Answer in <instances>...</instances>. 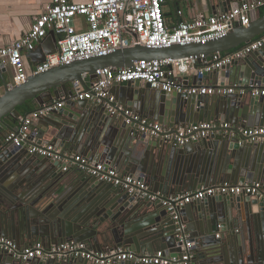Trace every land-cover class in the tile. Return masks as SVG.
I'll return each mask as SVG.
<instances>
[{
	"label": "water",
	"instance_id": "obj_1",
	"mask_svg": "<svg viewBox=\"0 0 264 264\" xmlns=\"http://www.w3.org/2000/svg\"><path fill=\"white\" fill-rule=\"evenodd\" d=\"M249 0H206L209 15L228 11ZM136 38L135 33L126 28ZM264 33V15H255L248 26L234 23L222 38L206 43L150 48L135 45L105 56H94L29 75L11 85L7 70H0V237L19 246L40 242L49 247L66 240L86 243L94 251L125 247L138 254L162 251L177 255L185 241L192 253L190 264H264V199L252 196H214L193 201L180 210L182 231L160 200L132 195L95 177H80L63 163L31 154L7 141L10 127L23 115L17 107L33 99L38 106L65 99L62 108L40 116L30 126V140L53 143L103 163L123 175L141 178L151 192L174 196L202 186L261 182L264 185V143L239 145L223 135L210 136L183 147L156 140L131 125L114 122L113 116L93 100L75 98L72 82L85 91L95 72L105 67H131L140 60L228 54ZM50 31L28 56L29 63L44 62L56 52ZM217 79L215 85L264 88V48L233 59L220 69L196 77ZM183 83L189 85L187 77ZM118 104L164 125L188 126L225 121L234 127L264 126V95H205L166 93L140 81L116 83ZM2 91V92H1ZM29 141V140H28ZM28 143V142H27ZM85 178V180H83ZM81 181V182H80ZM82 181H84L82 183ZM62 182H70L64 193ZM80 182V183H79ZM61 183V184H60ZM76 184L78 186L76 187ZM74 186V187H73ZM237 232H235V230ZM230 230V234H229ZM180 235H186L180 240ZM19 264H90L77 259L64 262L31 259ZM0 264H17L0 253ZM113 264H138L117 262Z\"/></svg>",
	"mask_w": 264,
	"mask_h": 264
},
{
	"label": "built area",
	"instance_id": "obj_2",
	"mask_svg": "<svg viewBox=\"0 0 264 264\" xmlns=\"http://www.w3.org/2000/svg\"><path fill=\"white\" fill-rule=\"evenodd\" d=\"M165 1L86 0L75 2L48 0V5L42 15L33 21L23 36L7 46L0 47V70L9 68L11 85H20L31 74L42 73L53 67L70 64L77 60L105 56L118 49L137 44L150 48L169 47L173 44H203L224 37L234 23L248 26L252 19L251 14L256 12L257 7L264 4V0L250 1L239 4L226 12L220 11L212 15L197 14L190 19L181 20L169 28L163 18L162 6ZM126 28L132 30L136 38L125 31ZM50 31L56 36V52L46 55L44 62L31 65L28 60L29 54ZM262 48H264V33L228 54L213 53L208 58L200 55V64L196 62V57L191 56L182 59L140 60L134 62L131 67L98 69L95 72L96 79L91 81L90 90L85 91L78 81L72 82L71 88L76 99L93 100L95 103L103 105L112 116H121L126 124L131 125L139 133L179 147L215 135H223L241 146L258 142L264 143V126L240 128L220 120L188 126H167L126 109L115 102L114 97L109 93V87L114 82L140 80L149 84L150 88L166 93L263 96L264 88L258 86L186 85L182 79L183 75L188 73H193L198 77L203 76L220 69L233 59L243 58ZM64 104L65 99L62 98L51 104L38 106L21 116L18 120L17 130L8 132L7 141L16 146L26 142L27 151L31 154L62 162L65 168L75 166L85 174L120 187L132 195L146 197L149 200H160L175 221L176 231H182L185 228L179 210L193 201L228 195L264 199V185L261 182L202 186L184 194L162 196L159 193L151 192L139 177L123 175L103 163L89 161L82 154L63 151L53 143H37L35 138L30 140V124L40 116L62 108ZM184 237L186 235H180V240ZM189 248V243L184 241L180 247L181 251L174 256H168L162 251L141 255L125 247L94 251L89 249L86 243L75 240L51 244L49 247L43 246L40 242L21 247L11 239L0 238V252L9 254L20 261L37 258L43 261L63 262L82 259L90 264L117 262L190 264L192 253Z\"/></svg>",
	"mask_w": 264,
	"mask_h": 264
},
{
	"label": "crops",
	"instance_id": "obj_3",
	"mask_svg": "<svg viewBox=\"0 0 264 264\" xmlns=\"http://www.w3.org/2000/svg\"><path fill=\"white\" fill-rule=\"evenodd\" d=\"M71 1L81 2L86 0H71ZM250 1L253 2L257 0H249V2ZM47 5H48V0H0V47L7 46L11 44L13 41L23 36L27 32L29 26L33 23V21L42 15ZM162 11H163L164 22L169 28L175 26L181 20L190 19L196 16L197 14H204V15L209 14L207 11L206 0H166L162 6ZM217 12H220L218 8H217ZM255 15L256 12H253L251 14V17L253 18L255 17ZM6 73H7L6 74L7 77H9L11 81V72L9 68H7ZM184 77H187L189 85H195L192 84V81L193 82L195 81V83H197L198 78H196L197 76L193 73L184 74L182 79ZM216 80L217 79L214 78L212 79L204 78L202 80V84H212ZM86 81L88 84L91 83L89 77H86ZM118 91L119 89L116 86L111 85L109 87V93L114 97L115 102L118 101V97H116ZM205 96L210 101L212 97H214L215 95H205ZM246 96L249 97V95ZM9 119L10 118H6V122H9ZM149 119L153 120L152 118ZM113 121L125 123L122 120L121 116L119 115L113 116ZM168 126H174V125H168ZM10 127H13V125L10 124ZM25 149L27 150L26 146ZM62 150L69 152L66 147ZM66 168L72 169L73 173L76 172V175L80 180H82L80 177H85V178L93 177L78 170L75 166L74 167L68 166ZM85 178H83V180H85ZM83 182L84 181H82V183ZM77 186L78 184H76V187ZM61 188L64 189V193L67 192L68 189H70V182H62ZM237 230L238 229H236L235 232H237ZM229 234H230V230H229ZM25 246H28V244H26ZM13 259L17 262V264H19L18 261L20 260H16L15 258ZM57 262H63V261H57Z\"/></svg>",
	"mask_w": 264,
	"mask_h": 264
},
{
	"label": "trees",
	"instance_id": "obj_4",
	"mask_svg": "<svg viewBox=\"0 0 264 264\" xmlns=\"http://www.w3.org/2000/svg\"><path fill=\"white\" fill-rule=\"evenodd\" d=\"M256 15L258 17H261L262 15H264V4L257 7L256 9ZM233 51V50H232ZM224 55V54H223ZM87 77V76H86ZM71 84H69L70 86ZM38 107V105L36 104V102L31 99V100H27L26 102H24L21 106H18L17 109L18 111L21 113V115H26L28 112L36 109ZM9 123L13 126L18 125V120L16 122H12V120H9Z\"/></svg>",
	"mask_w": 264,
	"mask_h": 264
}]
</instances>
